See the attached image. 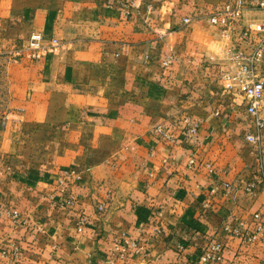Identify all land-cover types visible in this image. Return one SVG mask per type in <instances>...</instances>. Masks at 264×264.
<instances>
[{
    "label": "crops",
    "instance_id": "crops-1",
    "mask_svg": "<svg viewBox=\"0 0 264 264\" xmlns=\"http://www.w3.org/2000/svg\"><path fill=\"white\" fill-rule=\"evenodd\" d=\"M237 1L0 0L11 39L50 31L61 44L13 74L16 109L0 126V264H196L210 242L224 248L219 264H264L263 241L246 240L255 215L264 223V189L241 184L258 182L264 139L247 142L254 120L225 80L250 51L240 33L264 25V0H243L233 25L207 21ZM256 75L264 85V63ZM125 239L145 253L121 258Z\"/></svg>",
    "mask_w": 264,
    "mask_h": 264
},
{
    "label": "built area",
    "instance_id": "built-area-1",
    "mask_svg": "<svg viewBox=\"0 0 264 264\" xmlns=\"http://www.w3.org/2000/svg\"><path fill=\"white\" fill-rule=\"evenodd\" d=\"M246 3L243 0H238L234 6L225 5L222 9L210 15L207 21L210 25L226 27L229 26L231 22H237L242 11L246 8ZM189 19H185L184 23L188 24ZM240 38L248 42L249 53L240 54L236 53L234 58L236 59V70L231 74L225 75V80L235 87L239 88L243 93L245 100L247 102L246 112L254 120L255 132L248 134L246 140L248 143L261 148L264 139V112L261 110V103L264 100V85L262 81L257 77L258 68L264 63V25L260 26L254 32H242ZM43 42V36L41 34L33 33L29 37L28 48L33 51L41 50V45ZM52 46L57 47V41H52ZM149 62V57H145V62ZM164 67L170 65L168 60L162 63ZM8 118H5L1 125L3 127L7 126ZM185 131L187 134H195L196 128L190 126L188 122L185 123ZM159 135L169 141L174 140L172 136L164 131L162 128H157ZM192 164V161L190 162ZM210 173L213 174V170L208 167ZM256 174L258 182L250 181L241 184L245 186L244 191L253 195L257 191V187L261 186L264 189V152L260 149L256 153ZM67 173L64 177H68ZM216 189L213 190L215 192ZM103 207H99V211H102ZM9 217L14 225H19L22 223V219L18 211L13 210L9 213ZM256 222L255 230L253 234L246 238L247 242H254L257 239L262 240L264 243V223L261 222L259 215L254 216ZM83 220H80L79 224H83ZM228 230V228H225ZM161 230L156 229L155 234H160ZM116 253L121 258H127L130 255L138 256L145 253V249L140 243L135 240H122L117 244L115 248ZM224 248L221 244L210 242L199 254L196 264H219L223 260Z\"/></svg>",
    "mask_w": 264,
    "mask_h": 264
},
{
    "label": "rangeland",
    "instance_id": "rangeland-1",
    "mask_svg": "<svg viewBox=\"0 0 264 264\" xmlns=\"http://www.w3.org/2000/svg\"><path fill=\"white\" fill-rule=\"evenodd\" d=\"M222 8L223 7H221L220 9ZM220 9H218L217 11H219ZM235 23L236 22H231L230 25L231 24L233 25ZM33 33L41 34L43 36L41 50L39 51H33L28 48L29 37ZM11 36H15V34L11 35L9 33H6L5 30L0 31V126L1 127H3L1 125V122L5 118H7V115H9L12 110L16 109L15 107H12L11 101L16 99L14 98V94L17 91L16 89H14L13 91L11 90L14 86H17V84L20 83L15 81L17 76L13 75L20 73L19 65H21L22 61H29L31 65V64H35L36 61H41L44 58L55 56L56 50L60 49L59 47L61 46L59 40H57L59 36L57 34L54 35V33L50 31L46 33H40L34 31L28 34L26 38L16 37L14 39H11ZM53 37H57V38L54 39ZM53 40L57 41V47L52 46ZM5 74H10V78L14 80H7ZM17 134H19V132ZM25 142L27 143L28 140H25ZM19 143H22V141ZM21 147H23L22 151H26L27 154L33 151V148L31 146H28L27 144L22 145ZM17 148H20V146H18ZM6 165L8 166V163H4L3 161H0V170L6 168L7 167Z\"/></svg>",
    "mask_w": 264,
    "mask_h": 264
},
{
    "label": "clouds",
    "instance_id": "clouds-1",
    "mask_svg": "<svg viewBox=\"0 0 264 264\" xmlns=\"http://www.w3.org/2000/svg\"><path fill=\"white\" fill-rule=\"evenodd\" d=\"M213 50L217 52V54H221V49L219 47L213 46Z\"/></svg>",
    "mask_w": 264,
    "mask_h": 264
}]
</instances>
